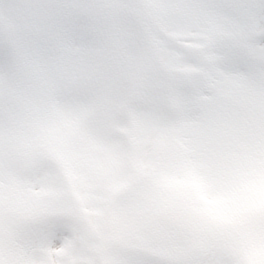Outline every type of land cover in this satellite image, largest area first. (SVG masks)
I'll use <instances>...</instances> for the list:
<instances>
[{"label":"clouds","instance_id":"clouds-1","mask_svg":"<svg viewBox=\"0 0 264 264\" xmlns=\"http://www.w3.org/2000/svg\"><path fill=\"white\" fill-rule=\"evenodd\" d=\"M257 102L264 0H0V264H264Z\"/></svg>","mask_w":264,"mask_h":264},{"label":"snow or ice","instance_id":"snow-or-ice-1","mask_svg":"<svg viewBox=\"0 0 264 264\" xmlns=\"http://www.w3.org/2000/svg\"><path fill=\"white\" fill-rule=\"evenodd\" d=\"M219 6H224L223 4ZM57 30L63 31L65 36L70 35L71 33L81 30L86 32L87 26L83 29H80L78 25L72 26H54ZM40 54L39 45L37 46L34 56ZM252 120L254 121V127L251 129L253 135L259 139L264 136V104L257 102L251 113ZM191 148L196 154L193 162L192 168L194 169V175L201 186L207 187L209 189H214L219 183V164L215 156V146L213 141H208L201 136L200 133H195L192 137ZM45 231L48 234H56L58 231L63 229V224L58 219H49L44 222ZM17 239L22 243L26 244L29 237L28 234L24 231H21L17 236ZM131 264H143L140 260H133ZM187 264H216L215 258L211 253L200 257L195 260H190Z\"/></svg>","mask_w":264,"mask_h":264}]
</instances>
